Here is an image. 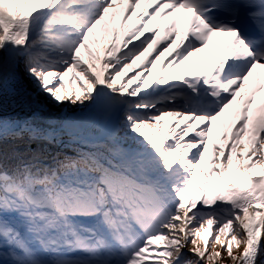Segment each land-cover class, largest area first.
<instances>
[{"label":"snow or ice","instance_id":"snow-or-ice-1","mask_svg":"<svg viewBox=\"0 0 264 264\" xmlns=\"http://www.w3.org/2000/svg\"><path fill=\"white\" fill-rule=\"evenodd\" d=\"M0 264H264V0H0Z\"/></svg>","mask_w":264,"mask_h":264},{"label":"bare ground","instance_id":"bare-ground-1","mask_svg":"<svg viewBox=\"0 0 264 264\" xmlns=\"http://www.w3.org/2000/svg\"><path fill=\"white\" fill-rule=\"evenodd\" d=\"M136 11H139V8H137ZM167 55H168V53H165V56H167ZM198 55L199 54H194L193 57H191L190 60L188 62H186V66H190L191 63L195 61V59L197 58ZM163 59H164V57H161V60H163ZM159 63H160V61L157 62L158 65H159ZM153 74H155V70H154ZM166 118H167L166 121H170L172 119V117H166Z\"/></svg>","mask_w":264,"mask_h":264},{"label":"rangeland","instance_id":"rangeland-1","mask_svg":"<svg viewBox=\"0 0 264 264\" xmlns=\"http://www.w3.org/2000/svg\"><path fill=\"white\" fill-rule=\"evenodd\" d=\"M164 119L166 120L167 118L165 117Z\"/></svg>","mask_w":264,"mask_h":264}]
</instances>
